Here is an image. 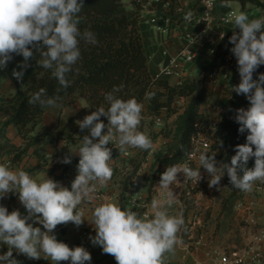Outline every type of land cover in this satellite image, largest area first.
Instances as JSON below:
<instances>
[{
	"label": "clouds",
	"instance_id": "obj_1",
	"mask_svg": "<svg viewBox=\"0 0 264 264\" xmlns=\"http://www.w3.org/2000/svg\"><path fill=\"white\" fill-rule=\"evenodd\" d=\"M208 8L212 7L207 3ZM223 7H231V0H221ZM84 0H0V71L14 56H22L20 71L13 70L12 76L21 81L24 70L30 67L29 60L34 52L39 53L37 65L50 70L59 85L67 89L68 74L81 58L80 40L95 44L91 31L80 30V13ZM193 14L187 12L183 19L191 22ZM233 25L229 43L236 59L240 81L231 86V92L243 95L249 107L235 110L234 120L238 131L246 135L243 145L235 146L230 163L218 162L215 154L207 151L198 156L199 168L187 165L168 166L161 174L159 188L166 190L162 198L154 197L150 214L144 216L130 208L107 200L95 204L89 222L94 226L95 236H90L94 245L103 253L112 255L117 264H163L164 254L171 252L178 243L177 233L184 224L182 216L169 214L176 202L170 185H177V174L184 180L196 183L202 179L200 169L210 177L209 187L218 186L227 175L233 188L251 192L254 183L264 182V73L253 79V74L264 65V17L249 19L244 12L230 13L227 21ZM223 38V36H221ZM119 89H113V92ZM113 92L105 94L107 109L99 107L82 121H77L81 130L87 129L77 150L79 162L77 174L70 189L50 178H33L21 168L11 169L0 163V199L9 193L18 195L26 215L18 210L11 212L0 205V245H7L8 251L0 254V264H20L13 252L29 259L44 258L59 264H86L91 261L90 253L82 246L70 248L57 240L53 230L60 224L72 222L80 226L86 220L78 206L84 200H91L96 184L103 187L113 175L111 166L112 149L116 145L123 152L129 147L148 151L153 142L140 131L143 119V103L135 98H118ZM154 92L146 93L152 99ZM59 97H48L43 88L31 94L29 103L41 107L58 108ZM107 118V125L100 119ZM107 128L106 132L102 130ZM198 151V150H197ZM254 158V166L248 162ZM70 164L66 156L61 161ZM95 182V183H93ZM33 221L42 226L34 227Z\"/></svg>",
	"mask_w": 264,
	"mask_h": 264
},
{
	"label": "crops",
	"instance_id": "obj_2",
	"mask_svg": "<svg viewBox=\"0 0 264 264\" xmlns=\"http://www.w3.org/2000/svg\"><path fill=\"white\" fill-rule=\"evenodd\" d=\"M123 3L129 10H139V31L151 78L166 81L171 87L190 82L204 85L207 95L200 113L211 130L215 126V137L220 132L218 115L223 111L231 86L240 78L236 59L231 66L223 64L221 36L228 37L233 31L239 32V29H233L231 23L224 27L214 24L207 26L200 20L199 0H123ZM262 4L263 8H241V12L246 13L250 20L259 19L264 17V0ZM239 6L237 2H231V7H223L221 0H216L211 17L215 20L228 12H235L234 8ZM189 11L193 18L191 22H186L183 17ZM166 18L171 20V26L165 25ZM189 38L195 39L190 42ZM183 49L191 56V61L177 60L179 51ZM213 62L219 70V78L215 82H206L203 74L213 67ZM165 70L167 73H163ZM17 93L14 85L0 74V163L7 164L13 170L21 168L33 178L48 177L70 189L77 174L79 156L76 153L83 136L88 135V130H81L77 123L83 120L82 114L89 113L87 105L82 106L78 99L75 104L65 108H48L36 125H29L19 134L12 125L3 128L13 114ZM144 120L150 121L149 118ZM145 126L146 123L140 128L148 135ZM102 131L106 132L107 129ZM49 135L54 136L51 145L32 144L33 140ZM160 139L155 137L152 140L153 148L145 153L131 147L121 152L115 144L107 145L112 149L113 159L110 181L103 187L96 184L91 193L92 199L84 200L78 206L77 210L82 212L85 222L80 226L72 222L57 225L53 230L57 240L70 248L84 247L91 255L90 264H117L112 255L103 253L100 246L91 242L90 236H95V231L87 221L91 220L94 205L105 200L131 208L132 200L140 199L150 214L152 199L161 198L166 191L158 187L159 176L164 170L154 164V158L160 151ZM16 154L20 155L17 160L14 159ZM66 156L71 158L70 164L61 162ZM136 161L137 164L134 163ZM182 179L177 174L179 183L170 185L176 202L169 209V214L182 216L184 224L177 233L178 243L173 251L164 254L163 264H215L218 255L242 252L256 246L255 234L264 231V182L254 183L253 188L259 189L254 194L237 189L232 196L234 188L227 177V186L224 183L213 187L203 186L186 196ZM6 197L11 202V211L27 214L17 194L9 193ZM29 222L43 230L38 223ZM261 249L264 252V244ZM3 253L0 245V254ZM13 256L20 264H33L32 259L22 254L13 252ZM39 264L53 262L40 258ZM59 264L69 262L61 261Z\"/></svg>",
	"mask_w": 264,
	"mask_h": 264
},
{
	"label": "trees",
	"instance_id": "obj_3",
	"mask_svg": "<svg viewBox=\"0 0 264 264\" xmlns=\"http://www.w3.org/2000/svg\"><path fill=\"white\" fill-rule=\"evenodd\" d=\"M231 2H237L243 10L247 7L263 8L262 0H231ZM139 20V10L127 9L123 0H84L79 27L81 32L91 31L97 42L91 44L83 39L80 40L81 58L68 74L69 87L62 88L52 77L50 70L37 65L36 61L40 57L39 53L35 52V58L29 60L30 67L24 70L23 79L17 81L12 76V72L21 70L19 65L23 62V57L14 56L13 60L7 63L6 68L0 71V74H3L18 90L13 114L3 128L12 125L19 134H22L29 125L34 126L40 121L49 107L30 104L29 99L32 93L41 88L48 97L58 96L57 102L61 108L72 105L79 98H84L90 114L99 107L107 109L108 104L104 97L106 93L113 92V89H119L113 92L118 98L124 100L135 98L143 103L142 115L148 117H159L163 112L169 117L174 113L173 105L176 101L188 99L189 102L180 116L176 129L175 149L170 148L166 151L164 160L160 162L155 160L158 168L164 171L168 166L184 162L192 151L190 139L194 133V126L205 121L200 108L207 90L203 84L198 86L196 82L171 87L166 81L151 78L139 31ZM212 66H216V63L213 62ZM260 73H264V65L253 74V79H258ZM239 81L240 78L235 85H238ZM21 89H24L23 93H20ZM148 92L155 93L150 100L145 98ZM247 107L249 101L245 96L230 92L224 110L219 115V131L228 142V163L235 154V146L243 145L247 135L238 131L239 124L234 120L235 110ZM100 119L107 125L106 117ZM53 141L54 136L49 135L46 138L33 140L32 144L51 145ZM19 158V154L14 157L15 160ZM253 166L254 158H251L248 167ZM236 191L237 189L234 188L232 196Z\"/></svg>",
	"mask_w": 264,
	"mask_h": 264
},
{
	"label": "built area",
	"instance_id": "obj_4",
	"mask_svg": "<svg viewBox=\"0 0 264 264\" xmlns=\"http://www.w3.org/2000/svg\"><path fill=\"white\" fill-rule=\"evenodd\" d=\"M216 0H207V3H211L212 7L208 8L205 0H199V8H200V20L204 22L207 26L214 24L218 27L228 26L230 23L226 22L230 13L228 12L223 16L212 19L211 13L213 11V7ZM165 25L171 26V20L169 18L165 19ZM233 34V33H232ZM231 34V35H232ZM223 37L220 41L221 47L220 51L222 53V61L224 65H233L235 61V57L231 53L230 49L233 47L232 44L229 43V38L231 37ZM195 38H189L190 42H193ZM184 59L185 61H191L192 58L189 54H187L186 49L179 51L177 55V60ZM163 73H167L165 70ZM219 70L217 66H213L208 68L204 74V80L206 82H215L219 78ZM212 135H211V127L209 123L206 121L200 122L194 126V133L190 139L192 151L187 156L186 160L178 165H187L193 169L199 168L198 156L200 152L207 151L210 154H214L212 151ZM198 150V151H197ZM200 173L202 179L197 183L190 179H185L182 174L178 173L183 179V189L185 190V195L190 196L194 190L199 189L202 186H209L208 181L210 177L207 172L201 167ZM220 183H223L221 179ZM252 191L257 192L259 189L253 188ZM162 198V196H161ZM0 205L5 206L8 211H11V202L7 197L0 199ZM145 205L141 202L140 199L132 200L131 210L138 213L140 216H144L147 213L145 210ZM254 244L255 247H250L242 252L240 251H231L227 253H223L215 259V264H264V252L261 249V246L264 244V231L258 232L254 236ZM1 249L4 252L8 251L7 245H1ZM40 259H32L33 264H39Z\"/></svg>",
	"mask_w": 264,
	"mask_h": 264
},
{
	"label": "rangeland",
	"instance_id": "obj_5",
	"mask_svg": "<svg viewBox=\"0 0 264 264\" xmlns=\"http://www.w3.org/2000/svg\"><path fill=\"white\" fill-rule=\"evenodd\" d=\"M234 11L235 12H241V7L240 6L235 7ZM23 92H24V89H21L20 93H23ZM208 97H210V96H208ZM228 98H229V96L226 98L225 104H226ZM79 100L81 101L82 106L86 107V102H85L84 98H79ZM76 102H74L73 104H75ZM188 102H189L188 99L176 101L173 105L174 113H172L169 117L167 116V113H165V112H163V114L159 117H157V116L148 117L147 115L146 116L143 115V119L141 121L140 126L142 127L143 124L146 123L145 127L148 130L147 133L150 136L151 140L155 139V137L156 138L161 137V139H160L161 143L159 145L160 151L158 152V155L154 158V164H157L155 162V159L158 162H160L161 160H164V158H165L164 154L170 148H172L173 150L175 149V146H176V140H175L176 129H177V126L179 124L180 116L183 114V111H184L185 107L187 106ZM225 104H224V107H225ZM59 108H61V107H59ZM223 110H224V108H223ZM222 112L223 111H221L220 114ZM89 114L90 113H84L82 115L85 117L86 115H89ZM219 115H218V121L220 123V116ZM147 118H149L150 121L144 120ZM139 130L142 131V128H139ZM214 134H215V126H213L212 130H211V135H212L211 138H212V143H213L212 151L216 153L215 159L218 162L228 163V153H227L228 152L227 151L228 142L225 140V138L223 137L221 132L216 133L215 137L213 136ZM143 152L145 153L146 151H143ZM134 163L137 164L138 161H136ZM160 176H159V179H160ZM222 180H223L224 185L227 186L228 181H227V175L226 174L222 178ZM252 193L254 194V191H252ZM143 204H145V203H143ZM216 258H217V256H216Z\"/></svg>",
	"mask_w": 264,
	"mask_h": 264
}]
</instances>
